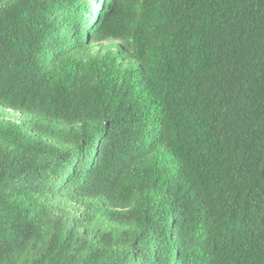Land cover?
Wrapping results in <instances>:
<instances>
[{
	"label": "trees",
	"instance_id": "1",
	"mask_svg": "<svg viewBox=\"0 0 264 264\" xmlns=\"http://www.w3.org/2000/svg\"><path fill=\"white\" fill-rule=\"evenodd\" d=\"M0 106V264H264V0H0Z\"/></svg>",
	"mask_w": 264,
	"mask_h": 264
},
{
	"label": "rangeland",
	"instance_id": "2",
	"mask_svg": "<svg viewBox=\"0 0 264 264\" xmlns=\"http://www.w3.org/2000/svg\"><path fill=\"white\" fill-rule=\"evenodd\" d=\"M116 44H119V42L117 41H113V40H110V41H106V42H103V43H100L97 47V50H99L101 47H109L110 45H116ZM0 110L6 112L7 114L11 115L13 121H16V122H21L22 119H23V116L20 115V114H17L15 112H12V111H8L4 108H1L0 106ZM61 208L65 211L66 213V217L68 219H74V218H79L81 220L84 219V216H82V212L79 211L80 208H82L79 204L77 203H74L72 200L70 199H64L61 201ZM97 226V225H95Z\"/></svg>",
	"mask_w": 264,
	"mask_h": 264
}]
</instances>
